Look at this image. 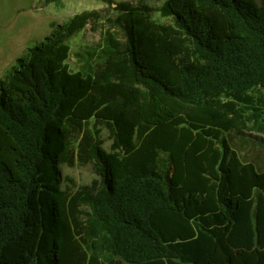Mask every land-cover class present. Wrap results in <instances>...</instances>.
<instances>
[{"label":"trees","instance_id":"1","mask_svg":"<svg viewBox=\"0 0 264 264\" xmlns=\"http://www.w3.org/2000/svg\"><path fill=\"white\" fill-rule=\"evenodd\" d=\"M102 2L0 79V264H264V0Z\"/></svg>","mask_w":264,"mask_h":264},{"label":"rangeland","instance_id":"2","mask_svg":"<svg viewBox=\"0 0 264 264\" xmlns=\"http://www.w3.org/2000/svg\"><path fill=\"white\" fill-rule=\"evenodd\" d=\"M104 7L102 0H60L58 4H46L43 0H0V79L25 53L28 46L51 34L54 24H65L75 14L101 10ZM99 38L98 33L86 28L70 39L71 51L82 52L87 46H93ZM74 59L72 54L71 60ZM101 139L103 148L110 151L111 140L106 129L102 130ZM233 141L244 160L254 161L264 169L263 147L246 136H235ZM59 169L62 190H75L83 185L92 187L99 180L91 163L76 164L73 167L60 164Z\"/></svg>","mask_w":264,"mask_h":264}]
</instances>
